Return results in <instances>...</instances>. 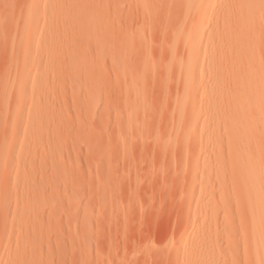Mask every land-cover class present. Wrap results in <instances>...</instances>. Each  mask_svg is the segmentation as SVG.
<instances>
[{"label": "rangeland", "instance_id": "1", "mask_svg": "<svg viewBox=\"0 0 264 264\" xmlns=\"http://www.w3.org/2000/svg\"><path fill=\"white\" fill-rule=\"evenodd\" d=\"M65 1L0 0V264H253L226 136L203 133L211 98L185 93L230 87L240 56L210 21L234 0H212L202 25L203 0H84L100 3L111 44L68 23ZM200 45L219 51L191 75ZM206 141L210 170L191 179Z\"/></svg>", "mask_w": 264, "mask_h": 264}, {"label": "bare ground", "instance_id": "2", "mask_svg": "<svg viewBox=\"0 0 264 264\" xmlns=\"http://www.w3.org/2000/svg\"><path fill=\"white\" fill-rule=\"evenodd\" d=\"M83 1L84 0L65 1L73 14V17L71 18L66 15L67 18L65 19L69 20L68 23L71 21L75 23L76 21L77 25L75 28L77 31H89L91 34L90 37L94 38L95 42L101 44L104 39V41L106 40L110 44L113 43V36L109 34L104 26L102 19L103 8L100 10L98 7L100 3L93 4L94 6L84 9ZM231 1L233 0H230V3ZM183 2H185V0ZM212 2L214 1L203 0L200 4L201 6L198 10V17L200 18V21L202 20L200 25L205 22L206 18L201 9L209 7ZM233 5H235V8L232 9L231 14L228 13L225 15V10H223L224 12L222 11V13L220 10L218 15L221 16V14H223L224 17L221 16V20L220 18H214L215 20L210 21L213 24V28H216V31L220 29V32H222L221 34L223 37L220 38L219 41H222L225 38L232 40L236 52L238 53L237 55L240 56L239 62L237 63L238 65L230 68L229 73L231 76H229V78L231 85L228 87L230 89L227 88V91L219 89V91L215 90L213 93L206 84H200L195 87L187 86L185 93L188 96L193 95L195 98L197 97V94L199 95L198 97L209 95L211 98L209 99V104L203 110L204 116L208 117L206 127L203 128V133H213L218 138L223 135L221 132L223 130L224 135L226 136L228 174H230L234 180L233 184H235V186H240V201H242V206L239 208L246 214L247 224L252 232V236L250 237L251 244H248V247L250 245V258L253 264H261L263 248L261 247L260 242H263L264 239H260L258 233L260 230L264 229V64H258L259 66L256 67V63L261 60L257 53V42L260 36L259 31L262 32L263 30L264 32V16L261 15L264 12V0H234ZM181 12H183V10ZM229 15H232L234 19V21H230V23L229 19L227 20V16ZM231 22L233 23L231 24ZM198 28V26L193 27L188 35L185 36L184 42L186 45L190 44V39L195 36V30ZM212 31L214 30H211L210 35L212 34ZM217 51H219V48L215 46H189L188 58L186 60L187 73L189 72V74L192 75L203 66V56L205 54L209 55L212 60H215ZM213 74L215 75V73ZM18 82H22L21 77ZM220 146V141L216 140V144L212 149L215 148L218 151L216 156V162H218V164H216L217 168H219L218 172H220L218 174L224 175L223 171L226 166L224 167L222 164L224 158L220 155ZM202 149L204 150L202 154L203 163L196 172L193 170L194 175L191 179H196L198 176L200 179L206 176V173L210 170L209 161L207 162L212 151V149H210V142L206 141L203 144ZM200 157L201 153L197 156V159ZM220 175H218V177H220ZM223 175H221L222 177L219 178V180H217L218 178L216 179L217 185H220L219 187L221 188V200H224H220L221 202L228 201L226 195H229L225 188V181L227 179H223ZM231 182L230 184H232ZM209 185L205 184L203 187L199 185L198 189L213 196V193L216 191H210L208 189ZM230 190L231 189H229V191ZM238 191L237 193H239ZM214 210L215 209H213V211ZM256 224H261L259 227L260 229H256ZM189 237L188 231L184 233V237L180 244L181 247L186 245ZM202 261L203 260H201V262ZM209 262L210 260H208V263ZM222 262L223 264H227V261L224 259Z\"/></svg>", "mask_w": 264, "mask_h": 264}]
</instances>
